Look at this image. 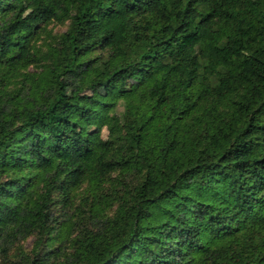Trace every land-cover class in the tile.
Listing matches in <instances>:
<instances>
[{"label": "trees", "instance_id": "1", "mask_svg": "<svg viewBox=\"0 0 264 264\" xmlns=\"http://www.w3.org/2000/svg\"><path fill=\"white\" fill-rule=\"evenodd\" d=\"M0 264H264V0H0Z\"/></svg>", "mask_w": 264, "mask_h": 264}, {"label": "rangeland", "instance_id": "2", "mask_svg": "<svg viewBox=\"0 0 264 264\" xmlns=\"http://www.w3.org/2000/svg\"><path fill=\"white\" fill-rule=\"evenodd\" d=\"M56 32H62V31H64L65 30V28L64 27H55V29H54ZM31 243V241L29 240L28 241V245Z\"/></svg>", "mask_w": 264, "mask_h": 264}]
</instances>
